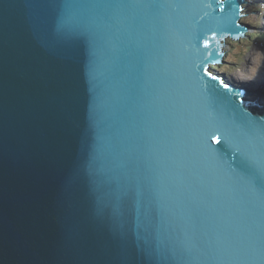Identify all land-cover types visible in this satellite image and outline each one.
Instances as JSON below:
<instances>
[{"label": "water", "instance_id": "water-1", "mask_svg": "<svg viewBox=\"0 0 264 264\" xmlns=\"http://www.w3.org/2000/svg\"><path fill=\"white\" fill-rule=\"evenodd\" d=\"M241 4L0 0V264H253L264 107L210 68Z\"/></svg>", "mask_w": 264, "mask_h": 264}, {"label": "rangeland", "instance_id": "rangeland-1", "mask_svg": "<svg viewBox=\"0 0 264 264\" xmlns=\"http://www.w3.org/2000/svg\"><path fill=\"white\" fill-rule=\"evenodd\" d=\"M252 1L253 3H251V5L246 6V10H248L246 15L248 16L241 19V21L247 22L251 26L250 31L247 33L248 37L242 38L240 43L229 39V43L227 40L224 47L226 55L224 57L225 62L223 63L225 64H222L221 68H223L230 77L243 79L245 74H237L236 71L251 66V61H256V57L260 53L262 42L259 39H263L264 37V26L261 25V23L264 22V4H260L258 0ZM253 6H259L257 13L251 10ZM251 13H254V15ZM252 48H255V53H253L254 51ZM262 49H264V47ZM250 50H252L253 54L250 56V62L246 63L245 58Z\"/></svg>", "mask_w": 264, "mask_h": 264}, {"label": "clouds", "instance_id": "clouds-1", "mask_svg": "<svg viewBox=\"0 0 264 264\" xmlns=\"http://www.w3.org/2000/svg\"><path fill=\"white\" fill-rule=\"evenodd\" d=\"M241 1L246 3V4L239 5V7H240L239 14H240V16H242L239 18V21H240V23L243 24L242 26L247 29L246 33L242 34V37H246V36L248 37L247 33L250 31L251 26L247 22L241 21V19L243 18V16L244 17L248 16V15H246V13H248V10H246V6H248V4L251 5V3H253V1L252 0H241ZM258 1L260 4H262L264 2V0L263 1L258 0ZM229 39L234 41V39H231V37L229 38V36L225 37L222 40L223 41V47H221L219 50V54H221L222 56L219 59V62H225L224 57L226 55V50L224 49V47L226 45L227 40L229 43ZM241 39L242 38L237 37V39H235L234 42L240 43ZM259 40L262 42V44L260 46L261 47L260 53L257 55L256 61H251V63L256 64L257 67L254 70H251L252 69L251 68L243 79L230 77L229 74L226 73V71L223 70V68H221L222 67L221 64L210 65V68L216 74H224L225 80H227V87H230L232 89H238V88L244 89L248 93H254L258 90L259 93L261 94V96L258 97V99L256 101L257 106L258 107H264V60H263V58L259 59V56H261L262 51H264V49H262L264 47V37H263V39H259ZM252 49H255V48H252ZM249 53H251V50L248 52V54L245 58L246 63L250 62L251 54L249 55ZM253 53H255V50ZM238 71H236L237 74H238ZM250 71H252V73H253L252 78L248 75L250 73ZM240 80H242V81H240ZM258 100L260 103H258Z\"/></svg>", "mask_w": 264, "mask_h": 264}, {"label": "snow or ice", "instance_id": "snow-or-ice-1", "mask_svg": "<svg viewBox=\"0 0 264 264\" xmlns=\"http://www.w3.org/2000/svg\"><path fill=\"white\" fill-rule=\"evenodd\" d=\"M213 79H215V77H213ZM225 87H227V85H225ZM250 259L253 261V264H264V250H252Z\"/></svg>", "mask_w": 264, "mask_h": 264}, {"label": "bare ground", "instance_id": "bare-ground-1", "mask_svg": "<svg viewBox=\"0 0 264 264\" xmlns=\"http://www.w3.org/2000/svg\"><path fill=\"white\" fill-rule=\"evenodd\" d=\"M264 8V7H263ZM264 13V12H263ZM261 25L262 26H264V22H262L261 23ZM255 49H253V51H254ZM252 55L253 53H252V50H251V53H249V55ZM263 58V60H264V51H262V53H261V56H259V59H262ZM257 67V65L256 64H252L251 66H249V67H247V68H245V69H240L239 71H238V74H247L248 73V71L251 69V70H254L255 68ZM246 71H247V73H246ZM252 71H250V73L248 74L249 76H252Z\"/></svg>", "mask_w": 264, "mask_h": 264}]
</instances>
